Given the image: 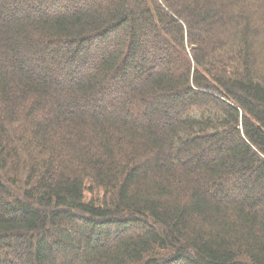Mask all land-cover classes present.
<instances>
[{
	"label": "trees",
	"instance_id": "1",
	"mask_svg": "<svg viewBox=\"0 0 264 264\" xmlns=\"http://www.w3.org/2000/svg\"><path fill=\"white\" fill-rule=\"evenodd\" d=\"M0 264H264V0H0Z\"/></svg>",
	"mask_w": 264,
	"mask_h": 264
},
{
	"label": "rangeland",
	"instance_id": "2",
	"mask_svg": "<svg viewBox=\"0 0 264 264\" xmlns=\"http://www.w3.org/2000/svg\"><path fill=\"white\" fill-rule=\"evenodd\" d=\"M86 71H84L83 73H85Z\"/></svg>",
	"mask_w": 264,
	"mask_h": 264
}]
</instances>
